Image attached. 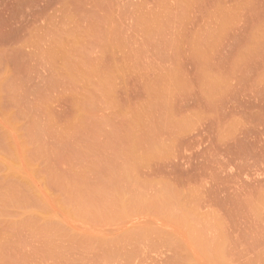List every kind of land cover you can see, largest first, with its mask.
I'll return each mask as SVG.
<instances>
[{"label": "rangeland", "instance_id": "rangeland-1", "mask_svg": "<svg viewBox=\"0 0 264 264\" xmlns=\"http://www.w3.org/2000/svg\"><path fill=\"white\" fill-rule=\"evenodd\" d=\"M0 264H264V0H0Z\"/></svg>", "mask_w": 264, "mask_h": 264}]
</instances>
